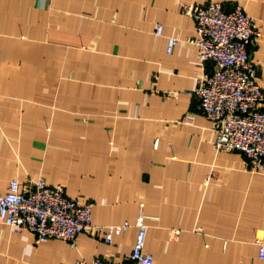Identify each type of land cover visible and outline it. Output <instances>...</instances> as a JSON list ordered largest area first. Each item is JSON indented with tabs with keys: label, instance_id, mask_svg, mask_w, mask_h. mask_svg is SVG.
<instances>
[{
	"label": "crops",
	"instance_id": "1",
	"mask_svg": "<svg viewBox=\"0 0 264 264\" xmlns=\"http://www.w3.org/2000/svg\"><path fill=\"white\" fill-rule=\"evenodd\" d=\"M207 1L0 0V193L44 180L93 204L94 226L142 214L153 264H264V172L214 149L193 97L196 25L180 5ZM214 1L255 20L264 89V0ZM137 233L71 248L0 224V264H122Z\"/></svg>",
	"mask_w": 264,
	"mask_h": 264
},
{
	"label": "built area",
	"instance_id": "2",
	"mask_svg": "<svg viewBox=\"0 0 264 264\" xmlns=\"http://www.w3.org/2000/svg\"><path fill=\"white\" fill-rule=\"evenodd\" d=\"M180 12L195 21L200 73L196 78L193 97L197 110L215 126L217 137L213 147L217 152L244 155L252 173L264 172V89L257 82V70L252 60L254 41L261 36L255 20L243 7L226 10L214 0L203 6L180 5ZM161 36L163 29L157 27ZM179 40L168 39L171 54ZM94 205L68 198L61 185L50 186L38 180L22 187L10 182L5 194L0 193V224L13 233L30 232L37 244L63 241L75 248L80 235L94 234L111 245L114 237L131 228L137 229L132 253L122 264H153L146 251L148 226L139 215L132 224L94 226ZM259 259L264 260V242L259 243ZM75 264H112L109 260L77 261Z\"/></svg>",
	"mask_w": 264,
	"mask_h": 264
}]
</instances>
